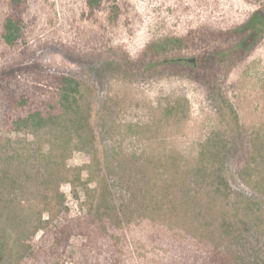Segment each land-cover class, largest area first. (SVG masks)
<instances>
[{
    "label": "rangeland",
    "instance_id": "obj_1",
    "mask_svg": "<svg viewBox=\"0 0 264 264\" xmlns=\"http://www.w3.org/2000/svg\"><path fill=\"white\" fill-rule=\"evenodd\" d=\"M28 3L23 38L9 47L1 38L7 4L0 0V72L24 63L44 73L75 76L93 107L97 151L76 149L66 159L71 170L67 178L81 174L88 186L77 197L70 183L61 186L70 216L84 214L97 199L111 148L126 156L137 152L162 166L156 179L161 201L153 213L136 215L131 225L115 234L118 246L111 252H121L122 264H264V35L246 38L244 52L236 55L237 65L216 80L236 108L247 139L244 152L227 162L228 187L220 195L212 188L204 192L193 180L202 146L227 127L217 95L204 78L206 70L197 63L233 47L239 38L203 41L199 35L195 44L171 46L167 54L154 56L148 71L135 66L151 47L192 29L242 27L264 7V0H105L92 15L84 0ZM123 56L134 74L123 65ZM179 59H196L194 69L175 65L190 64ZM106 100L116 105L110 112L105 111ZM174 103L177 110L169 115L166 107ZM0 136L25 137L1 126ZM240 155L246 159L239 163ZM196 189L200 195L190 197ZM224 217L233 226L231 235L220 228ZM85 244L88 247L81 250ZM99 244L93 252L108 261V245ZM91 248L82 234L70 243L74 260Z\"/></svg>",
    "mask_w": 264,
    "mask_h": 264
},
{
    "label": "trees",
    "instance_id": "obj_2",
    "mask_svg": "<svg viewBox=\"0 0 264 264\" xmlns=\"http://www.w3.org/2000/svg\"><path fill=\"white\" fill-rule=\"evenodd\" d=\"M5 1L7 11L1 38L7 46L14 47L23 38L29 3L28 0ZM84 1L92 15L105 0ZM253 33L264 35V7L257 9L238 29L205 32L192 29L170 43H158L144 54L138 67L135 65L136 70L148 71L154 56L167 54L171 46L183 48L195 44L199 35L203 41L239 38L233 47L217 50L197 63L206 70L204 78L217 95L227 126L208 139L195 162L193 180L202 185L204 192L212 188L210 191L220 195L227 189V162L247 147L238 112L216 80L219 73L229 72L237 65L240 56L236 55L244 52L242 43ZM122 60L128 73L134 74L136 71L127 56ZM175 65L194 69L187 63ZM105 105V111L109 112L116 107L111 100L110 103L106 100ZM0 107L1 128L11 135H25L0 136V264H122L121 252H111L118 246L115 234L131 225L136 215L142 217L154 212L155 204L161 201L156 179L162 166H155L154 159L145 154L136 152L126 156L111 148L98 182L97 199L87 212L73 218L61 186L70 183L76 197L88 186L82 183L81 174L72 180L67 178L71 170L67 169L66 159L76 149L89 154L97 151L93 107L86 98L82 81L75 76L41 72L35 65H13L0 72ZM175 110L176 103L166 107L169 115ZM249 147L250 151L254 149L253 140ZM238 158L239 163L246 159L243 155ZM197 195H200L198 189L189 194L192 198ZM220 223L225 234H233L227 217ZM79 234L85 235L92 248L83 258L74 260L70 243ZM100 241L108 245L110 262L103 261L99 252H93L101 248ZM87 247L85 244L81 250Z\"/></svg>",
    "mask_w": 264,
    "mask_h": 264
},
{
    "label": "water",
    "instance_id": "obj_3",
    "mask_svg": "<svg viewBox=\"0 0 264 264\" xmlns=\"http://www.w3.org/2000/svg\"><path fill=\"white\" fill-rule=\"evenodd\" d=\"M168 60L164 61V62H167ZM177 61H182V62H188L190 64H196V59H188V60H185V59H179ZM161 63V62H160Z\"/></svg>",
    "mask_w": 264,
    "mask_h": 264
}]
</instances>
